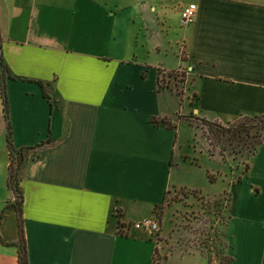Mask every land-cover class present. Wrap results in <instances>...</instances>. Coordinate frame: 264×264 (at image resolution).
<instances>
[{
    "label": "crops",
    "instance_id": "crops-1",
    "mask_svg": "<svg viewBox=\"0 0 264 264\" xmlns=\"http://www.w3.org/2000/svg\"><path fill=\"white\" fill-rule=\"evenodd\" d=\"M184 7L193 23L181 25ZM0 45L13 144L28 148L29 264H154L161 229L153 244L135 222L186 186L173 167L189 113L220 123L264 113V0H0ZM173 70L185 94L170 88ZM9 158L6 143L0 219L12 212L16 226L9 235L0 221V264H19ZM229 186L219 264H264V140ZM197 253L212 264L199 249L180 254Z\"/></svg>",
    "mask_w": 264,
    "mask_h": 264
},
{
    "label": "rangeland",
    "instance_id": "rangeland-1",
    "mask_svg": "<svg viewBox=\"0 0 264 264\" xmlns=\"http://www.w3.org/2000/svg\"><path fill=\"white\" fill-rule=\"evenodd\" d=\"M174 62L175 59L171 56V63ZM184 80L185 72L173 70L170 72L169 86L176 93L185 94ZM175 100L176 98L171 99V102L178 106V110H183L184 114L189 113L190 107L185 100H178V97L176 102ZM3 110L4 105L0 95V154L7 142L4 131L7 120ZM260 115L261 113H247L243 116ZM201 116L190 112L187 116L188 121L181 124L179 132L180 149L185 157L176 159L180 164L179 167L174 165L173 170L176 178L186 186L171 187L162 204L154 208L155 214L162 223L157 264H165V257L173 253L169 264H207L206 258L199 253L191 256L180 254L195 249L202 250L210 256L212 264L229 261L227 254L229 244L225 235L229 213V193L226 190L230 187L231 181L235 182L244 177L249 159L254 154L256 138L249 137L246 141L243 139L241 143L235 141V144H230L225 139L221 144H213L214 142L211 143L209 140L210 132L207 126L210 120ZM241 116L225 119L221 124L232 126L243 120ZM250 122L260 126L258 120H250ZM255 131L257 129L253 130ZM210 176H213L215 181H211ZM6 193L12 197L8 189ZM1 210L2 207L0 217ZM15 226V214L6 212L1 221V231L7 230L9 235H13ZM153 241L155 244L157 236L154 235Z\"/></svg>",
    "mask_w": 264,
    "mask_h": 264
},
{
    "label": "trees",
    "instance_id": "trees-1",
    "mask_svg": "<svg viewBox=\"0 0 264 264\" xmlns=\"http://www.w3.org/2000/svg\"><path fill=\"white\" fill-rule=\"evenodd\" d=\"M1 46V45H0ZM3 59L1 58L0 54V88H1V97L4 105L3 112L5 113V117L7 119L8 126L7 132H6V140H7V146L9 148L10 152V162H9V174L7 176V185L9 189H11L13 199L12 201L8 202V204L5 206L6 209H10L16 212L17 219H18V230L20 234V238L14 243L18 247V263L19 264H29L28 260V251L27 246L25 242V235L22 227L23 217H22V206L24 204V195H23V187L21 184L22 181V174H23V166L25 159L27 158V147H20L16 148L13 144V130H12V124L10 120L9 115V104L7 100V91L5 87L4 80L7 77L8 74L11 75L9 72L8 67L6 64L3 63ZM170 74V73H169ZM178 94V93H177ZM180 95V94H179ZM243 120H240L239 122L233 124L232 126L229 124V126H223V124L220 123V121H209L207 123L208 130L210 132V142L213 144L218 145L221 144L223 140H227L230 142V144L241 143L247 140V138H256L255 140V150H257L258 146L263 142L264 140V113L260 116H241ZM240 119V118H239ZM257 121L260 123V126H256L255 122ZM168 127H172L170 123H167ZM254 129H257V131L253 132ZM44 144H38L42 145ZM254 150V152H255ZM211 181H215V178L213 176H210ZM169 192V191H168ZM167 192V193H168ZM167 195V194H166ZM164 195V199L165 196ZM163 199V201H164ZM1 221V219H0ZM121 229L123 227L120 226ZM202 251V250H201ZM203 252V251H202ZM158 257V249L155 252V258H154V264H157V258ZM210 258V256H209ZM211 260V258H210Z\"/></svg>",
    "mask_w": 264,
    "mask_h": 264
},
{
    "label": "built area",
    "instance_id": "built-area-1",
    "mask_svg": "<svg viewBox=\"0 0 264 264\" xmlns=\"http://www.w3.org/2000/svg\"><path fill=\"white\" fill-rule=\"evenodd\" d=\"M195 16V10L192 9V7H184L181 10V25H187L191 22L193 23V21H195ZM161 224V219L155 215L154 217H147L139 222H135V227L148 232L153 237L155 235L158 238Z\"/></svg>",
    "mask_w": 264,
    "mask_h": 264
}]
</instances>
